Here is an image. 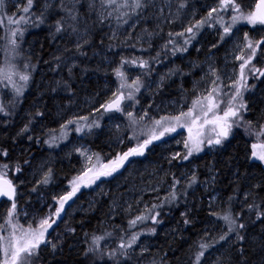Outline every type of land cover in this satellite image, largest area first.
Wrapping results in <instances>:
<instances>
[{
    "label": "rangeland",
    "instance_id": "1",
    "mask_svg": "<svg viewBox=\"0 0 264 264\" xmlns=\"http://www.w3.org/2000/svg\"><path fill=\"white\" fill-rule=\"evenodd\" d=\"M91 2L92 0H78L74 3L73 0H64V4L73 10L75 20L70 19L60 8V0H33L28 13L23 12L27 7V0H3V5L0 6L2 59L0 69L15 72L12 76L14 84L0 77V108L3 109L0 111V136L2 133H11L13 141L23 137L22 143L29 144L34 136L40 139L45 135L48 147L44 154L31 155L32 164L27 172V178L30 182L37 183H43L47 178L49 192H42L30 205H19L15 200L17 224L25 228L29 225L38 228L42 219L51 216L56 223L45 233V240L51 241L47 245L52 248V244H55L56 249L64 246L73 249L86 243L88 239L87 232L79 234V230L85 228L81 218L100 205H106L108 219L103 226L109 229L108 235L123 232V223L126 222L128 228L132 230H129L130 235L123 236L118 243L131 239L135 233L139 234L136 244L139 242L143 249H149L154 247L152 239L148 236L140 239L142 233L132 232L135 227L130 226V221L138 215L148 218L137 222V226L150 220L151 215L158 212V207H162L167 199L172 198V193H175V196L179 193L180 196L182 193L184 196L188 193L197 194L198 201L203 202L205 209H208V221L203 228L207 249H200L197 252V254L202 250L205 252L200 264H234L236 237L231 235L226 224L217 218V213L223 209L225 201L214 187L215 173L209 170L208 177L199 181L196 178L195 161L203 154L213 153L226 143L234 129L245 125L247 110L245 99L251 89L249 84L253 79L260 80L262 77L259 73L252 74L250 70L255 68L264 71V66L259 65L260 59L264 63V44H260L256 50L251 63L245 68V80L241 81L247 85L246 89L241 88L242 101L246 105V108L239 110V115L243 119H237L239 126H234L229 137L222 140L220 145L207 144L208 137L213 135L209 131L211 125H208L204 129L205 136L202 137L205 140L201 145L202 150L193 152L185 160L183 156L188 149L185 148L184 142L189 139V132L187 127H178L175 132L154 140L144 149L143 155L129 157L123 167L111 176H101L94 183H90V186H85V183L90 181L100 165L109 163L119 154L127 152L147 139L149 129L154 126V120L188 111L193 100L202 99L213 88L219 90L218 100L227 101L229 95L235 92L233 85L240 81V65L244 60L238 57L243 56L247 59L252 52V49L247 47L248 40L245 39V34L254 44L264 40V25L257 24L253 27L244 20L233 23L232 16L237 13L232 11L231 7L223 10L221 0H183L185 7L182 9L179 8L180 0H152L151 4L142 10V14L131 15L127 24L118 22L115 13L113 17L101 22L98 13L101 11L106 13L107 10L102 9L98 2L95 7L90 8ZM244 2L251 11L255 9L258 0ZM212 9H217V12H213L212 17L208 18V13ZM126 11L131 13L132 10ZM241 11L246 13L242 9ZM21 16H30L31 19L27 23L24 21L16 23ZM9 20L12 22L9 23ZM58 20L63 24L61 32H56ZM201 20H206V23L200 28H193L195 37L190 38L192 33H188L186 29ZM229 25L231 28L226 34L224 27ZM17 29L20 31L12 36V32ZM39 29H47L55 34L54 51L58 53L56 64L44 62V67L38 66V63L33 64L32 58L36 55L35 45L29 49L25 48L26 40ZM95 31L99 32L103 39L130 45L133 49L131 55L137 59L133 60L130 56L123 59V63H119L113 55L97 52L93 56L105 70V74L103 77L97 73L93 74L90 80L97 81L98 89L87 91L83 89L86 88V84H81L80 88H83L79 89V96L68 93L60 86L59 81L52 83L51 75L59 69L67 72L76 69L79 65L78 59L75 55L69 54V49L76 50L87 44L95 35ZM11 40H15L18 45L14 51ZM32 41L35 43L33 39ZM192 47L194 54L191 56L188 53L192 51ZM166 51L171 53V57L160 63L155 58L147 59ZM63 53L67 54L64 59L61 58ZM198 53L200 56H197ZM118 57L121 58L122 55ZM141 60L147 61L146 66L154 62L156 76L143 86L139 84L137 92L133 82L143 77L141 72L143 68L139 66ZM117 70L124 74V80L128 84H133L132 88H119L121 78L116 75ZM111 72L113 78H110ZM23 74L29 76L27 82L19 79ZM16 87L21 89L20 93H17ZM167 87L170 91L162 95ZM33 91L35 94L26 99L27 94ZM129 92L133 94L132 100L126 98ZM120 93L125 96L121 107L123 111L106 112L104 106L116 99ZM251 93L248 95L251 96ZM257 94L260 97L261 92L258 90ZM140 95L146 100L144 106L139 101ZM257 101L259 98L252 102ZM239 103V97L233 101L237 107ZM224 107V103H221L220 109ZM34 112L43 119L35 120ZM128 112L132 113L131 117L126 115ZM217 112L222 115L219 109ZM209 115L211 116V113ZM85 117L87 119H84ZM96 117L99 119L96 120ZM69 121L74 123L69 124ZM78 127L81 131L76 130ZM90 136L103 144L105 149L103 158L95 153L92 144L88 142ZM255 144H263V141ZM255 151L261 150L257 148ZM87 156L93 157L91 164H88ZM97 156L99 160L96 159ZM174 156L177 158L173 159ZM55 164L70 166L74 178L69 182H50L49 177ZM88 167H92L93 171L88 172L83 182H79V191L65 204L60 218L55 217L54 210L59 207L57 201L72 191V182L77 176L83 175ZM0 172L6 173L4 170ZM5 178H8L7 174ZM25 180L22 178L18 184L24 183ZM192 203L193 199L189 205ZM4 204L0 212V225L7 227L5 221L12 203ZM167 225L165 222L160 230L162 234L166 232L170 235L172 230ZM221 236H226V239H220ZM257 239L259 237L256 234L249 238V243L256 245ZM99 242L101 240L98 241V249ZM113 243L116 242L106 238L104 247H111ZM95 247L97 248V245H94ZM261 263H264V258H261ZM184 264H196V257L192 262Z\"/></svg>",
    "mask_w": 264,
    "mask_h": 264
},
{
    "label": "trees",
    "instance_id": "2",
    "mask_svg": "<svg viewBox=\"0 0 264 264\" xmlns=\"http://www.w3.org/2000/svg\"><path fill=\"white\" fill-rule=\"evenodd\" d=\"M243 11L248 12L249 6L244 0H236ZM10 9V6L8 5ZM1 30V20H0ZM93 38L79 49H69V54L77 57L79 65L76 69L67 72L64 69L54 71L51 75L52 83L59 81L66 92L73 93L79 96V89L81 84H86L88 90H97V81L90 80L93 74H98L103 77L105 70L100 67L93 56L97 52H107L113 55L119 63H123L131 55L133 49L130 45H123L114 43L107 39L100 37V33L95 31ZM55 34L47 29H39L34 32L26 40L25 48L29 49L35 45L36 55L32 58L33 64L38 63V66L44 67L43 63L51 64L57 63ZM32 39L35 43H33ZM114 43V44H113ZM30 46V47H29ZM55 52V53H54ZM53 53V55H51ZM139 54V53H138ZM191 56L194 54L189 52ZM66 53L61 55L64 59ZM122 55L121 58L118 56ZM197 56H200L198 53ZM171 57V53L166 51L156 57L147 59H157L160 63L166 58ZM131 59H137L134 56ZM31 61V62H32ZM262 61V62H261ZM2 62L0 56V63ZM131 63V62H130ZM154 62L150 66H145L142 69L143 77L139 80L140 85L147 84L156 76V69ZM259 65L264 66L263 60H259ZM110 78H113L111 72ZM264 76L260 80H255L249 84L251 96L246 95L247 110L245 115V125L234 129L229 139L221 147H218L211 154H203L195 161L197 166L196 178L203 181L208 177V171L215 173L214 187L219 191L221 197L225 201V206L218 211L217 218L224 222L228 228L233 227L235 230L231 231V235L236 237V244L234 246V264H264L261 263V258H264V219H257L258 212H264V162L252 157V145L256 142L264 144V135L257 136L256 133L264 129ZM55 86V85H54ZM88 88V89H87ZM258 90L261 92L258 97ZM169 87L162 93L165 95L169 92ZM166 92V93H165ZM29 92L26 99L34 95ZM250 97V98H249ZM253 103V100H258ZM140 103L144 106L146 100L140 95ZM41 110H38L40 112ZM43 114L45 109H43ZM98 116V114H97ZM35 120H41L43 117L34 112ZM91 118V117H90ZM99 118L96 117V120ZM2 133V132H1ZM23 138V137H22ZM22 138L13 141L11 133L0 136V170H4L7 177L16 184L17 199L19 205H30L42 192H49V185L45 182L37 183L30 182L27 178L32 164V154L35 156L44 154L47 150V137L42 135L40 139L33 137L31 143H22ZM97 155L103 158L105 149L99 140H95L92 136L88 138ZM30 147L29 149H27ZM27 149V152H25ZM259 149V148H258ZM261 150V149H260ZM25 152V153H24ZM7 153V155H3ZM7 168H4V165ZM49 177L50 182H69L74 178V173L70 166L55 164ZM25 178V182L18 184L19 180ZM183 191H181L182 193ZM245 195V197H244ZM191 199L193 203L189 205ZM197 194L188 193L184 196L180 193L175 196V199L169 198L164 202L162 207H158L159 215H151L155 217L157 223H153L152 218L141 225H136L132 232H141L142 236L150 237L153 241L154 247L143 249L139 246V242L133 246L129 251L133 253L132 258L127 262L121 261V264H184L185 262H192L197 252L201 249L202 244L207 245V241L203 238V228L208 221V209H205L204 203L198 201ZM5 204H1L0 212ZM251 206V210H250ZM106 205H100L91 213L82 217V223L85 228L79 230V234L87 232V242L73 249L64 246L53 251L47 244L40 246V256L33 259V264H114L108 259L107 253L113 249H118L117 243L123 236L130 235L126 222L123 223V232L110 233L104 225L108 219L106 213ZM154 212V211H152ZM225 215H231L235 221V225H229L224 219ZM188 221V223H185ZM167 222L168 227L172 230L169 235L166 232L161 233V226ZM239 224H243L244 228H238ZM155 229L153 233L152 230ZM237 233L243 236V240L238 239ZM258 235L256 245L249 243V238ZM93 237H102L99 242V249L94 252H89V248H94L92 243ZM106 238L113 240L111 247H104ZM119 244V243H118ZM96 248V247H95ZM94 248V249H95ZM242 250V251H241Z\"/></svg>",
    "mask_w": 264,
    "mask_h": 264
},
{
    "label": "snow or ice",
    "instance_id": "3",
    "mask_svg": "<svg viewBox=\"0 0 264 264\" xmlns=\"http://www.w3.org/2000/svg\"><path fill=\"white\" fill-rule=\"evenodd\" d=\"M73 2H78V0H73ZM97 2L100 4L102 9L107 10L106 13L104 11L98 13V18L101 22H103L105 19L113 17V14L115 13V18L118 20V22L127 24L129 22V19H131V15L142 14V10L148 7L151 4L152 0H92L89 7H95V4ZM32 4L33 0H27V7L23 9V12L28 13L30 8L32 7ZM221 4L223 6V10H227L229 7H231L232 11L237 13V15L232 16L233 23L244 20L253 27H255L257 24L264 25V0H258V2L255 3V9L246 13L241 11L240 6L236 3V0H221ZM2 5L3 0H0V6ZM184 7L185 3L183 2V0H180L179 8L182 9ZM60 8L67 14L70 19H76L73 10L69 9L64 4V0H60ZM127 9H131V13L126 11ZM162 11L163 10L161 9V12ZM213 12H217V9H212V11L208 13V18L212 17ZM30 19V16H21L20 20H17L15 22L19 23L20 21H24L25 23H27ZM11 22L12 20H9V23ZM205 23L206 20H201L195 25L188 27L186 31L188 33H192V36L190 38L195 37L193 28H200ZM230 28L231 25L224 27V32L227 34L230 31ZM62 30L63 24L58 20L56 23V32H61ZM19 31V29L13 31L12 36H15ZM73 31H75L74 28ZM20 34L22 35V32ZM183 34L184 33H179V35ZM113 35H115V33H113ZM169 35L171 36L172 34L169 33ZM245 39L248 40L247 47L252 49V52L247 59H244L243 56L238 57V59L244 60V62L240 65V81L235 82V84L233 85L235 87V92L233 94L229 95L225 93V95H229V99L227 101L218 100L217 97L219 96V90L217 88H213L207 93V95L203 96L202 99L198 98L196 100H193L192 106L188 109V111H181L178 115H166L161 117L160 119L154 120V126L149 129L147 139H145L142 143H138L136 147L130 148L127 152L119 154L109 163L100 165L99 169L95 171L93 177L90 178V181L85 183V186H90V183H94L95 180L99 179L101 176H111L114 172L123 167L124 162L127 161L129 157L143 155L144 149H146L148 145H150L154 140H159L165 134L175 132L178 127H187L189 132V139L184 142L185 148L188 149L187 153L183 156V159L185 160L188 159L193 154V152H199L202 150L201 145L205 143V140L202 137L205 136L204 129L208 125H211L209 131L213 134L207 139L208 145H220L222 143V140L227 139L232 131V128L234 126H239V124H237V119H243V117L239 115V110L246 108V105H244L242 101L241 91V88H247L246 82L241 83V81L245 80V68L248 64L251 63V59L255 56V52L259 48L260 44H264V40L257 41L254 44L253 41L248 39L247 34H245ZM185 43H187V41H185ZM11 44L13 45L14 51L15 48L18 47V45L16 44L15 40H11ZM146 64L147 61H139V66L142 68L145 67ZM250 72L252 74L259 73V76H264V71H261L260 69L253 68L250 70ZM14 74L15 72L13 70L5 72L3 69H0V77L13 84L15 83L12 80V76ZM116 75L121 78V83L119 85L120 89H123L125 87L132 88L134 84L136 86L135 91H139V80L134 81L133 84H128L124 80V74L121 71L117 70ZM19 79L27 82L29 76L27 74H23L19 76ZM213 83L215 82L213 81ZM16 91L17 93H20L21 89L19 87H16ZM213 93H216V95L214 96ZM238 97L240 98V103L237 107L233 104V101H235ZM126 98L128 100H132V92H129ZM123 99H125V96L123 93H120V95L117 96L115 100L104 106L105 110L108 111L114 109L115 111H123L120 106V103ZM221 103H224L225 105L223 109H220ZM198 108L199 112H197ZM218 109L222 112V115L217 112ZM0 111H3V109L0 108ZM210 113L211 116L209 115ZM126 115L131 117L132 113L128 112L126 113ZM145 115H147V113H145ZM84 119L87 118L85 117ZM141 119H143V117H141ZM133 122L135 123V121ZM71 123H74V121H69V124ZM193 129H195L194 135ZM76 130L81 131L79 127ZM256 135H264V129L256 133ZM252 148V157L260 160L261 162H264V144H253ZM257 148L261 149V151H255V149ZM81 154L83 155V153ZM3 155H7V153H3ZM177 156H179V154H177ZM175 158L177 157L174 156L173 159ZM92 159V156L86 157L88 164H91ZM96 159L99 160V157L97 156ZM3 167L7 168V165L5 164ZM92 171L93 168L88 167L83 175L77 176L75 178V180L72 182V191L67 195L60 197L57 201L59 207L54 210L55 217L60 218L61 213L64 211L65 204L72 199L77 191H79V182H83L84 177L88 175V172ZM5 176L6 173L0 172V197H7L8 200L12 201V204L11 210L8 212L7 219L5 221L7 227H5V225H0V233H6V235H0V264H33V258H38L40 256V246L42 244L51 243V241L45 240V233L49 228L52 227V224L56 223V220L52 219L51 216L44 218L40 221L38 228H33L31 225H29L27 228L19 226L16 222L15 217V187L12 184L11 180L4 178ZM44 182H47V178H45ZM193 182H195V177H193ZM172 199H175V193H172ZM156 215H159V213H157ZM147 218L148 217L138 215L135 219L130 221V226L135 227L137 222H142ZM222 219H224L230 226L235 225V221L233 220L231 215H225L222 217ZM257 219H264V212H258ZM152 220L153 223H157L155 217H152ZM185 223H188V221H185ZM237 227L242 229L245 226L243 224H239ZM233 230H235L233 227L229 228V232ZM69 231H74V229H69ZM152 232L154 233L155 229H153ZM237 237L238 239L243 240V236L239 235V233H237ZM138 238L139 234L134 233L132 234L131 239L127 241L122 240L118 246V249H113L111 252L107 253L108 259L113 261L114 264H121L122 260L124 262H127L132 258L133 255V253L129 250L133 249V246L136 244ZM100 239H102V237H93L92 243L93 245H97V248L94 249L90 247L89 252L98 250V241ZM220 239H226V236H221ZM200 247L204 250L207 249V245L204 244H202ZM52 249L53 251H55V244H52ZM204 255L205 252L203 250L197 254L196 264H200V260Z\"/></svg>",
    "mask_w": 264,
    "mask_h": 264
},
{
    "label": "water",
    "instance_id": "4",
    "mask_svg": "<svg viewBox=\"0 0 264 264\" xmlns=\"http://www.w3.org/2000/svg\"><path fill=\"white\" fill-rule=\"evenodd\" d=\"M115 100V99H114ZM113 101V100H112ZM111 101V102H112ZM123 103H124V99L121 101V103H120V106L122 107V105H123ZM106 112H109V113H113V112H117V111H115L114 109L113 110H108V111H106ZM5 178V177H4ZM6 179H8V178H6ZM12 184L14 185V187H15V191H16V195H15V200H16V198H17V187H16V185L12 182ZM4 202H7V203H12V201H10V200H8L7 199V197H0V207H1V204H3Z\"/></svg>",
    "mask_w": 264,
    "mask_h": 264
}]
</instances>
